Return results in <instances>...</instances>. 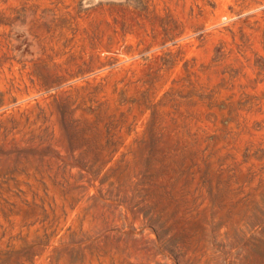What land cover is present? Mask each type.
Here are the masks:
<instances>
[{
	"label": "rangeland",
	"instance_id": "rangeland-1",
	"mask_svg": "<svg viewBox=\"0 0 264 264\" xmlns=\"http://www.w3.org/2000/svg\"><path fill=\"white\" fill-rule=\"evenodd\" d=\"M0 264H264V0H0Z\"/></svg>",
	"mask_w": 264,
	"mask_h": 264
}]
</instances>
